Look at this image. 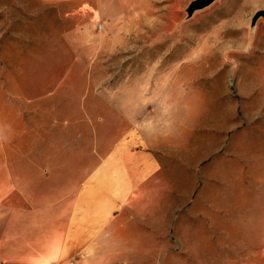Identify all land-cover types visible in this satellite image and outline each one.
Returning a JSON list of instances; mask_svg holds the SVG:
<instances>
[{
    "label": "rangeland",
    "instance_id": "rangeland-1",
    "mask_svg": "<svg viewBox=\"0 0 264 264\" xmlns=\"http://www.w3.org/2000/svg\"><path fill=\"white\" fill-rule=\"evenodd\" d=\"M193 1L0 0V141L96 128L99 152L134 140L166 174L137 242L75 264H251L264 251V0L190 15Z\"/></svg>",
    "mask_w": 264,
    "mask_h": 264
},
{
    "label": "crops",
    "instance_id": "crops-1",
    "mask_svg": "<svg viewBox=\"0 0 264 264\" xmlns=\"http://www.w3.org/2000/svg\"><path fill=\"white\" fill-rule=\"evenodd\" d=\"M93 130L78 141L65 134L40 143L25 126L0 141V264L82 263L97 259L99 244L137 242V214L145 198L160 195L163 166L149 146L134 149V140L99 152ZM251 261L262 264L264 251Z\"/></svg>",
    "mask_w": 264,
    "mask_h": 264
},
{
    "label": "water",
    "instance_id": "water-1",
    "mask_svg": "<svg viewBox=\"0 0 264 264\" xmlns=\"http://www.w3.org/2000/svg\"><path fill=\"white\" fill-rule=\"evenodd\" d=\"M215 0H195L191 3L189 7V14L192 15L195 10L202 9L211 3H213ZM257 16H263L264 17V10H261L258 12Z\"/></svg>",
    "mask_w": 264,
    "mask_h": 264
}]
</instances>
